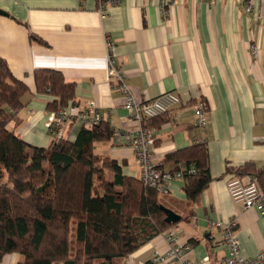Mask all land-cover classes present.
<instances>
[{"label": "crops", "instance_id": "crops-1", "mask_svg": "<svg viewBox=\"0 0 264 264\" xmlns=\"http://www.w3.org/2000/svg\"><path fill=\"white\" fill-rule=\"evenodd\" d=\"M246 7V0H121L103 15L93 0H0V10L8 14H0V58L29 89L8 129L31 146L51 145L47 123L54 98L38 91L35 73L57 71L76 86L69 106L95 102L114 130L111 140L94 144V152L117 159L125 175L140 178L137 158L118 134L140 123L109 78L113 58L138 101L166 92L181 98L170 113L146 123L156 131L154 158L161 167L173 171L182 165L166 161L180 150L197 144L208 149L212 182L198 201L189 203L182 179L161 196L184 217L177 226L180 240L193 244L189 260L221 261L227 254L223 231L212 224L231 219L237 220L241 254L256 257L264 250V215L235 203L227 188L239 169L264 168V0H255L252 12ZM202 103L205 127L196 123ZM81 129L75 121L67 124L64 137L74 142ZM168 247L161 234L118 264H163L154 263L153 255ZM19 259L9 254L0 264Z\"/></svg>", "mask_w": 264, "mask_h": 264}, {"label": "trees", "instance_id": "trees-1", "mask_svg": "<svg viewBox=\"0 0 264 264\" xmlns=\"http://www.w3.org/2000/svg\"><path fill=\"white\" fill-rule=\"evenodd\" d=\"M35 80L40 93L54 98L50 110L74 101L75 84L59 72L37 71ZM28 93L0 58V262L17 254V264H118L178 225L166 222L161 195L125 175L117 159L94 152L95 143L114 136L110 123L82 128L74 142L54 138L48 148L31 146L10 131ZM208 157L206 144H197L166 158L184 166L189 203L212 182ZM237 174L256 176L264 192V168L244 167Z\"/></svg>", "mask_w": 264, "mask_h": 264}, {"label": "built area", "instance_id": "built-area-1", "mask_svg": "<svg viewBox=\"0 0 264 264\" xmlns=\"http://www.w3.org/2000/svg\"><path fill=\"white\" fill-rule=\"evenodd\" d=\"M97 1L100 12L105 15L110 7L118 6L121 0H93ZM216 0H208L215 3ZM247 12L254 9L255 0H246ZM113 48V43L108 41V49ZM254 55H258V49L253 47ZM108 75L110 80L117 82L119 90L124 95V108L131 112L133 118L140 126L132 131L118 132L126 137L132 148L141 169L140 180L147 188L155 190L161 196H168L172 191L175 180H184V166L180 165L173 171L164 169L154 158L156 146V131L148 126V121L163 117L170 113L181 103L180 96L175 92H166L148 101H138L130 86L126 83L125 73L119 69L113 58L109 60ZM77 122L82 128L93 129L104 122L106 118L99 112L95 102L90 101L84 106L73 103L70 106L60 108L52 112L47 123V128L54 138L64 137L63 129L67 124ZM197 125L205 127L207 124L206 107L202 103L198 107ZM192 175L195 170L190 171ZM227 188L231 199L241 204L245 209H256L264 215V192L261 189L258 178L254 175L234 176L227 182ZM214 228L223 231V245L226 256L214 264H264V250L254 258H246L241 254L240 242L236 235L237 220L213 223ZM169 245L166 253L155 252L154 263L163 264H193L189 255L193 251V244L183 243L179 237L178 226H173L163 233ZM205 263L213 264L210 257L204 259Z\"/></svg>", "mask_w": 264, "mask_h": 264}, {"label": "water", "instance_id": "water-1", "mask_svg": "<svg viewBox=\"0 0 264 264\" xmlns=\"http://www.w3.org/2000/svg\"><path fill=\"white\" fill-rule=\"evenodd\" d=\"M0 14L8 15L7 13H5L4 11H1V10H0ZM163 209L167 215V218H166L167 223H179L182 220V217L179 214L175 213L174 211H172L166 207Z\"/></svg>", "mask_w": 264, "mask_h": 264}, {"label": "rangeland", "instance_id": "rangeland-1", "mask_svg": "<svg viewBox=\"0 0 264 264\" xmlns=\"http://www.w3.org/2000/svg\"><path fill=\"white\" fill-rule=\"evenodd\" d=\"M106 179L111 181L113 179V175L111 173L107 172ZM182 224H184V223H182V221H181L180 225H182ZM178 225H179V223H178ZM72 239H74V238H72ZM55 264H63V263L62 262H58V263H55Z\"/></svg>", "mask_w": 264, "mask_h": 264}]
</instances>
